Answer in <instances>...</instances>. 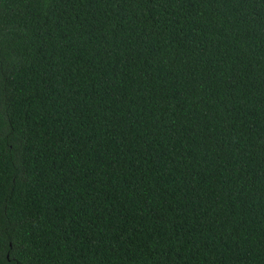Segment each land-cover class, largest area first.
<instances>
[{
    "label": "trees",
    "instance_id": "1",
    "mask_svg": "<svg viewBox=\"0 0 264 264\" xmlns=\"http://www.w3.org/2000/svg\"><path fill=\"white\" fill-rule=\"evenodd\" d=\"M0 264H264V0H0Z\"/></svg>",
    "mask_w": 264,
    "mask_h": 264
}]
</instances>
